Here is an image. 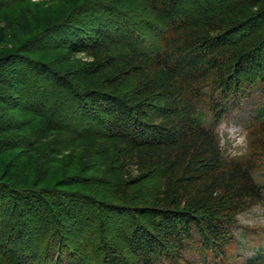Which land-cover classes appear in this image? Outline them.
<instances>
[{
    "label": "trees",
    "instance_id": "1",
    "mask_svg": "<svg viewBox=\"0 0 264 264\" xmlns=\"http://www.w3.org/2000/svg\"><path fill=\"white\" fill-rule=\"evenodd\" d=\"M51 1L38 31H0V264L225 255L264 200L216 136L242 88L264 95V0ZM49 28L64 37L38 49ZM251 126L264 157L263 109Z\"/></svg>",
    "mask_w": 264,
    "mask_h": 264
},
{
    "label": "rangeland",
    "instance_id": "2",
    "mask_svg": "<svg viewBox=\"0 0 264 264\" xmlns=\"http://www.w3.org/2000/svg\"><path fill=\"white\" fill-rule=\"evenodd\" d=\"M37 1L38 0L19 1L15 8L6 7L4 4L0 3V31L3 32L6 26L14 28L12 25L13 21L20 18L21 22L26 25L29 32L34 33L35 30L38 31V29H41L40 26L42 24L45 25L44 23L47 22V20H41L40 16H38L41 14V10L45 6L47 8H51L49 10L56 12V14L59 13V10L57 9L62 8L60 2L54 3L51 0H45L48 3L47 6L43 5V0H39V2ZM34 3L42 4V6L40 5V7H37L40 8L38 15L36 12H34L35 7L32 5ZM54 4V7L56 8L52 9ZM27 10L36 14L34 17L35 19H33L34 23H32V20L28 18ZM36 24L41 25L37 27ZM48 31H51V29L49 28L46 32ZM46 32L45 35L41 34L42 32L39 34V36L36 34V37H38L34 38L35 42L37 43L35 45L38 46V49L42 46L47 49L49 45H54L53 43L64 37L60 36V32L57 34L53 31H51L52 33L49 32L48 34H46ZM30 39H33V37ZM44 48L41 50H45ZM41 50L37 53L42 54L43 52ZM77 57L78 59L86 61V57L84 55ZM241 91H249L250 94H244L241 99H234L236 102L233 104L230 102L231 107L228 109L222 121L218 125L216 129V136L225 159H243L255 161L253 177L255 181L264 188V157H259L257 151L251 154V152L256 150L255 139L253 137L256 127L251 126V124L255 120L257 112L260 109L264 110V95H262L258 88L253 89L244 87L241 89ZM8 113L14 115L16 118L19 116L18 112L12 113V111H8ZM53 207L57 209L55 211H58V206L54 205ZM58 216L57 225L60 226L61 229L62 227L68 226L74 234V236L72 235L73 238H76V236L79 235V232L75 226H72V221H68V219H66L60 213H58ZM236 219L237 224L233 230L234 237L230 247L226 250L225 255L220 257H217L216 255L214 257L210 256L209 259L203 261L197 253L191 252L187 256L188 263L264 264V200L260 203L251 205L248 209L241 212ZM91 257L94 258L95 262L97 261V258L94 254H92Z\"/></svg>",
    "mask_w": 264,
    "mask_h": 264
}]
</instances>
